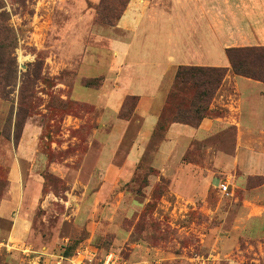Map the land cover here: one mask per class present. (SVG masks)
<instances>
[{"label": "rangeland", "instance_id": "rangeland-1", "mask_svg": "<svg viewBox=\"0 0 264 264\" xmlns=\"http://www.w3.org/2000/svg\"><path fill=\"white\" fill-rule=\"evenodd\" d=\"M129 1L0 0V13L5 16L0 31L6 30L0 37V56L5 60L0 61V102L4 105L0 110V199L7 195L10 159L36 160L33 172L43 177L44 193L52 196L42 195L36 206L34 229L41 233L61 225L62 218L55 216L67 212L64 202L75 181L63 179L60 172L76 178L89 151L93 120L100 116L88 104H99L100 93L84 87V81L98 80L107 71L108 42L117 37L118 18ZM7 30L16 36V45L2 54L1 45L6 44L2 39L10 36ZM212 104L216 116L225 114ZM163 134L156 133L150 151ZM21 136L22 148L15 153ZM202 154L196 147L185 160H199ZM149 160L150 156L145 165L149 166ZM229 168L216 174L205 199L193 197V203L171 195L172 181L167 179L152 177L153 186L145 190H141L145 182L139 180L128 190L130 180H124V171L123 179L107 195L109 206L95 216L81 212L76 226L65 222L66 236H75L78 230L87 236L68 264L75 257L76 264H104L111 254L117 264H264V177ZM156 182L163 185L153 194ZM53 192L65 200L53 198ZM74 194L80 196L81 191L76 189ZM254 200L255 213L261 207L262 216L242 224L244 208L251 209L249 202ZM8 227L0 221V229ZM90 230L95 231L90 244L93 251L86 253L83 245ZM12 245L0 248V264H34ZM64 245L61 241L54 248L59 256ZM37 246L38 250L43 247ZM37 262L52 264L45 257Z\"/></svg>", "mask_w": 264, "mask_h": 264}, {"label": "crops", "instance_id": "crops-1", "mask_svg": "<svg viewBox=\"0 0 264 264\" xmlns=\"http://www.w3.org/2000/svg\"><path fill=\"white\" fill-rule=\"evenodd\" d=\"M115 32L117 37L108 42V69L100 76L103 84L99 89L89 88L99 91L101 101L85 102L100 112L93 120L89 151L76 178L60 172L63 179L75 181L64 202L67 212H56L61 225L45 233L34 229L39 199L52 196L44 193L43 177L33 172L36 160L16 156L8 162L10 188L0 201V221L9 227L0 229V248L13 244L20 254H28L24 260L34 264H40L41 257L52 264H68L54 249L61 241L70 242L63 230L65 222L76 226L81 212L95 216L109 206L107 195L123 179L124 171V180H130L149 156L147 164L160 172L158 181L171 180V195L192 203L193 197L208 196L216 174L226 172L229 165V170L239 169L246 176L264 177V83L236 76L231 70L212 104L225 114L206 118L199 128L173 124L150 151L180 66L227 68L228 49L264 47V0H131ZM131 96L139 99L133 117L120 119L124 102ZM3 106L0 102V110ZM196 147L203 152L199 160L186 161ZM76 189L80 196L74 194ZM249 203L253 207L246 205L241 217L245 225L250 218L262 216L259 206L255 213L257 202ZM94 237L95 231L90 230L83 245L86 253H92ZM39 243L43 245L40 250Z\"/></svg>", "mask_w": 264, "mask_h": 264}, {"label": "trees", "instance_id": "trees-1", "mask_svg": "<svg viewBox=\"0 0 264 264\" xmlns=\"http://www.w3.org/2000/svg\"><path fill=\"white\" fill-rule=\"evenodd\" d=\"M129 2L126 3L125 7L121 11L117 24L123 17ZM4 17V14L0 13V20L5 19ZM4 31L6 30L0 31V37ZM7 33H9L10 36L2 39V41L6 43L5 45H1V49L3 50L2 54L7 52L12 47L14 49L16 45V36L11 35V32L8 30ZM226 54L230 62V67L227 68L199 66H180L178 68L175 86L169 93L155 134H165L170 127L176 123L193 128H199L206 118L215 117L216 114L215 111L211 109V104L217 96V93L222 87L230 70L236 76L264 83V47L231 48L226 51ZM0 61L5 60L0 56ZM103 81V77L92 81L86 79L84 81V86L87 88L99 89L102 86ZM71 101L78 104L77 101ZM138 101L139 99L135 96L127 97L120 111L119 118L123 120H130L133 117ZM81 103L82 102H79V104ZM84 104L86 103H82V105ZM92 107L94 108L93 105ZM25 126L22 130L23 132ZM21 139L22 136L17 142L14 141L17 143L15 148L19 146ZM49 174L51 175V173ZM159 175L160 172L158 170L145 164H140L137 166L134 176L129 182H127L126 185H129L128 190L129 188H135L137 182L141 180L145 182V186L141 187V190H145L153 186L151 180L152 177H158ZM57 178L60 179L59 177ZM7 183V190H9L10 182L8 179ZM162 185L163 184L159 182L154 183L153 194L154 192L159 191V187ZM46 187V181H44L43 190L45 193L47 190ZM47 193H51V191ZM54 195L59 197L57 193H54ZM4 197H2L0 201ZM85 238H87L85 232L78 230L75 236L70 237V242L62 247L63 253L60 254V256L66 260L72 259L78 246Z\"/></svg>", "mask_w": 264, "mask_h": 264}, {"label": "built area", "instance_id": "built-area-1", "mask_svg": "<svg viewBox=\"0 0 264 264\" xmlns=\"http://www.w3.org/2000/svg\"><path fill=\"white\" fill-rule=\"evenodd\" d=\"M224 189V194H228L227 192V187L226 186H223L222 187V190ZM104 264H117V258H115V255L111 254V255H108L104 261Z\"/></svg>", "mask_w": 264, "mask_h": 264}]
</instances>
